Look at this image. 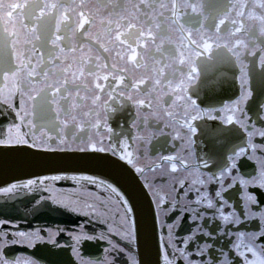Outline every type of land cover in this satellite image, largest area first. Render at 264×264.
I'll return each instance as SVG.
<instances>
[{"label":"flooded vegetation","instance_id":"flooded-vegetation-1","mask_svg":"<svg viewBox=\"0 0 264 264\" xmlns=\"http://www.w3.org/2000/svg\"><path fill=\"white\" fill-rule=\"evenodd\" d=\"M82 2L83 8L76 7ZM52 3L60 7H46ZM16 4L21 6L19 10ZM80 11L91 19L86 29L77 27ZM65 15L69 18L65 19ZM128 22L134 25L131 30ZM117 27L125 33L127 47L117 43ZM149 30L154 39L138 49L136 63L118 54L133 47V41L143 44L144 41L137 40L138 34ZM56 36L61 39L53 44ZM204 43L209 48L205 49ZM20 52H25L35 74L29 77L25 73L16 78L19 93L10 97L7 93L0 95V137L27 133L30 141L33 137L37 139V148L59 150H79L86 145L91 150L88 144L91 140L109 154L110 146L130 152L135 167L144 169L141 175L133 165H128L152 201L161 253L168 238L167 225L175 216H165L168 205L157 207V200L179 199L183 204L196 199L192 185L195 168L185 164L199 165L205 185L195 187L201 188V195L209 193L207 199L215 203L210 190L218 185H208L206 177L218 161L233 154L234 146L247 147L241 124L249 129L253 126L264 129V110L260 109L264 103V0H0V87L6 83L5 74L9 76L8 83L13 82L11 74L19 67ZM120 76H124L122 83ZM203 81L214 89L204 88ZM245 93L250 98L237 105L236 101ZM140 100L145 103H138ZM186 105L197 116L194 122L189 120L196 133H189L184 125ZM236 108L243 111H234ZM168 113L179 123H173ZM230 115H235L238 122L226 124L224 118ZM212 116L217 118L213 120ZM216 128L224 129L223 137L210 136L209 130ZM254 142L264 143L259 136L254 137ZM165 156L178 158L173 161L177 163L176 171L171 169V162L161 160ZM248 156H253L250 149ZM261 158L257 151L253 159H244L237 173L259 168ZM181 159L185 164H181ZM204 161L208 169L204 168ZM57 175L68 179H51ZM73 176L77 177L75 181L71 179ZM82 176L95 175L59 172L31 177L10 183L25 184L29 179L45 182L31 189L0 193V220L14 226L7 230H15V226L27 232L44 229L41 235L47 243L36 242L35 248L17 246L10 250L21 255L22 261L81 264V257L73 248L83 254L84 261L92 259L95 264H129V256L140 261L137 244H133L129 253L118 236L109 238L123 252L104 240L77 245L70 238L82 234L79 227L84 224L88 234L99 235L107 230V224L100 223L95 214L83 215V211H90L86 204H94L113 226L124 207L117 203L114 194L88 184L80 179ZM3 186L8 185L0 187ZM190 188L192 194L186 197ZM255 194L259 195V191ZM51 196L71 202L82 211L73 212L57 205L49 199ZM207 199L194 206L206 208ZM225 199L233 203L235 196L229 192ZM205 214L211 216L212 210ZM220 223L223 228L224 222ZM189 224L190 220L184 221L177 231L183 235ZM237 230L254 232L256 225L252 222L243 227L232 225L227 228L231 235L219 239L216 247L247 244V238L236 239ZM49 249L59 255L41 259ZM256 250L257 257L248 253L247 259H258L259 244ZM239 251L247 249L241 246ZM169 259L173 257L170 255ZM244 259L239 258L240 262Z\"/></svg>","mask_w":264,"mask_h":264},{"label":"snow or ice","instance_id":"snow-or-ice-1","mask_svg":"<svg viewBox=\"0 0 264 264\" xmlns=\"http://www.w3.org/2000/svg\"><path fill=\"white\" fill-rule=\"evenodd\" d=\"M27 6L28 5H25V7ZM20 7L21 6L19 4H16L17 10H19ZM46 7L56 9L60 7V5L52 3L50 5H46ZM76 7L83 8V2L76 5ZM77 16V27L79 29H86V26L91 23L90 17H88L84 11L78 12ZM64 18L68 19L69 17L65 15ZM119 27H117L115 31V39L117 43L127 47L125 33L120 31ZM127 27L131 30L134 25L131 22H128ZM60 39L61 37L56 36L52 41L53 44ZM149 39H154L150 30L147 33L138 34L137 40L144 41V43L141 44L133 41V47H128L126 52L118 54L124 55L129 62L136 63L139 59L138 49L140 47H146L147 40ZM203 47L207 49L209 48V45L204 43ZM61 51H63V49H61ZM18 59L19 67L11 74L13 82L8 83L9 76L8 74H5L4 80L6 83L3 87H0V95L7 93L10 97L19 93L20 87L16 78L25 73L29 77L35 74V70L30 68V61L25 55V52H20ZM103 78L106 80L107 76ZM118 79L122 83L124 76H120ZM138 83L143 84L144 81H139ZM133 86L137 87V84H134ZM96 87L101 88V85L96 84ZM56 91L59 92V89H56ZM249 98L250 96L245 93L241 96L240 100L236 101V103L239 105L246 102ZM129 99H131V97H129ZM180 99H183V97H180ZM138 103L144 104L145 101L140 100ZM260 109L264 110V103L260 104ZM192 111H195V109L193 108ZM234 111L242 112L243 110L236 108ZM168 115L172 118L173 123H179V121L173 117L172 113H168ZM217 116H219V113H217ZM210 118L215 120L217 117L212 116ZM196 119L197 116L192 115L189 111L188 105H186L184 112V125L187 126L189 133H196L197 129L193 127L192 123H189V120L194 122ZM224 119L225 123L228 125L238 122V118L235 115L227 116ZM241 128L246 133L247 147L239 145L234 146L231 149L233 154L228 156L226 160L218 161L215 164V168L211 171V174L206 177L208 185L213 183L218 185L215 190H210V194L215 198V203L212 199H207L209 193L201 195V188L195 187L197 184L201 186L205 185V178H201L202 173L199 171V165H186L184 160H180L181 164H185L186 167L195 168L194 173H192L195 177L192 181V185L195 188L196 199L183 204L179 202V199H177L176 202L165 201L163 199L157 200V207L168 205L167 211L164 212V215L169 217L175 216V219H173L172 223L167 225L168 238L164 242L165 251L161 253V237L155 235L156 213L152 210V231L157 246L156 264H160L161 255L163 256V264H264V243H262L264 242V143L257 144L254 142V137L256 136H259V138L264 141V129H256L255 126H253L252 129H249L247 125L244 124H241ZM11 131L12 129H9V133H11ZM209 134L214 138H220L224 136V129H210ZM48 139L49 141H52L51 137ZM13 143L15 145L31 144L32 147H36L38 141L35 137H33L30 141L27 133L21 135L19 132H17L15 136L8 135L0 137V146L12 145ZM88 144L91 146L90 151L87 145L84 148L79 149V151L88 155H94L95 153H102L106 151L104 147L97 148L95 143L91 140L88 141ZM249 149L253 153V156H248ZM107 150L111 153L112 157L116 158V161L114 162L126 161V165H133V167H135L133 159L131 158L132 154L130 152H127L120 146H110ZM45 151H56V149H46ZM257 151L261 153L262 157L259 159V168H253L251 172L237 173V169L241 167L242 161L244 159H253L254 154ZM118 152L123 154L118 155ZM177 159L178 158L174 156L161 157V160L171 162V169L173 171L177 170V163L173 162ZM203 165L205 169L209 168L207 161H204ZM135 172L143 175L144 169L141 167H135ZM51 179L62 180L68 179V177L57 175L53 176ZM71 179L75 181L77 177L73 176ZM80 179L86 181L90 185H95L98 189L102 188L114 194L117 198V203L123 205L124 207L122 213L119 215L118 223L113 226L108 224L107 220L103 218V214L96 209L94 204H86L85 207L90 209V211H83V215L87 217L95 214L96 219L99 220L100 223L107 224V230L101 232L99 235L88 234L86 231L87 224H84L79 227V231L82 234L74 235L70 238L74 240L77 245L91 241L104 240L111 245L113 249L123 252L124 249H118L117 245L112 244V240L109 238L118 236L124 243V247L128 249V252L132 253L133 244H139L142 228L140 213L137 210V206L132 197L128 196L127 193H122L117 187H114L112 183L100 180L95 176H82ZM44 182L45 181L43 180L32 179H29L25 184L3 181L2 183L7 184L8 186L0 187V193H11L17 188L31 189L33 185L37 183L43 184ZM225 184H227V187H225ZM182 187H184V185H182ZM257 190L259 191V195L255 194ZM229 192H232L235 196L233 203H229V199H233V197L225 199V196H227ZM191 194L192 188H190L189 192L185 195L187 197ZM49 199L57 205H63L66 208H70L73 212L82 211L79 207L72 206L71 202L65 203L64 201L56 199L55 196H51ZM204 199H207L206 208L201 209L194 206L199 205ZM37 203L39 204L40 201H37ZM229 209H231V211H229ZM207 210H212L211 216L205 214ZM226 212L228 213L227 215H225ZM187 220H190V224L184 234L181 235L177 230L181 229L183 222ZM220 221L224 222L223 228ZM248 222H252L256 225V231L248 233L237 230L235 233L236 239L238 240L247 238L249 241L247 244H235L233 246L235 251L233 248L227 247V245L216 247L219 239L224 236L231 235L227 231V228L232 227V225L243 227V225ZM13 227V225L7 223L5 220H0V264H35V261L30 259L22 261L21 255L10 250L16 248L17 246L21 248H35L36 242L47 243L44 239V235H41V233L44 232V229L41 228L34 232H27L19 231L18 226H15V230H7L12 229ZM58 231L63 230L58 229ZM72 231L75 232L76 229H73ZM209 241H211V243ZM229 243H231V241H229ZM181 244L183 247H180ZM257 244L260 245L259 258L252 260L247 259L248 253H250L253 257H257ZM241 246L245 247L247 252L239 251ZM73 252L76 253L77 256L81 257V264H95L92 259L84 261L83 254L76 252L75 248H73ZM32 255H35V253L33 252ZM58 255V252H54L49 249L46 256H42L41 259L56 257ZM170 255L173 259H169ZM240 257H245V259L240 262ZM50 264H58V262L51 261ZM112 264H114V262H112ZM129 264H143V262L129 256Z\"/></svg>","mask_w":264,"mask_h":264},{"label":"water","instance_id":"water-1","mask_svg":"<svg viewBox=\"0 0 264 264\" xmlns=\"http://www.w3.org/2000/svg\"><path fill=\"white\" fill-rule=\"evenodd\" d=\"M204 84L205 81L204 88L214 89ZM45 150L30 145L0 146V186L6 185L3 181L10 183L59 172H85L107 179L119 186L135 202L142 224L137 245L140 261L143 264H156L157 246L152 231L153 205L145 187L131 167L123 161L114 162L116 158L107 152L88 155L79 150ZM155 235L158 236L156 219ZM68 264L72 263L68 261Z\"/></svg>","mask_w":264,"mask_h":264}]
</instances>
